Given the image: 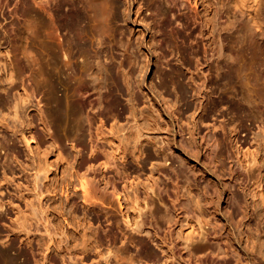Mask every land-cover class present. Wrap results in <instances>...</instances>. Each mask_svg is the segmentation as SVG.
I'll return each instance as SVG.
<instances>
[{"label": "rangeland", "instance_id": "1", "mask_svg": "<svg viewBox=\"0 0 264 264\" xmlns=\"http://www.w3.org/2000/svg\"><path fill=\"white\" fill-rule=\"evenodd\" d=\"M137 1L113 0L138 60L122 82L127 107L90 130L75 118L46 127L18 49L24 22L0 17V264H264V67L242 70L243 85L219 82L213 97L234 110L225 133L213 131L198 105L202 69L178 40L161 44ZM41 21L28 41L37 75ZM159 62L173 73L158 90Z\"/></svg>", "mask_w": 264, "mask_h": 264}, {"label": "bare ground", "instance_id": "2", "mask_svg": "<svg viewBox=\"0 0 264 264\" xmlns=\"http://www.w3.org/2000/svg\"><path fill=\"white\" fill-rule=\"evenodd\" d=\"M186 2L185 12L169 0H138L137 6L138 10L145 8V16L151 19L161 44L165 45L168 39L178 40L176 48L185 60L195 69H202L199 71L209 91L205 101L204 97L198 99V105L211 129L224 134L228 124L224 120L234 109L221 96H213L225 77L243 85L239 75L242 70L264 67V0ZM116 8L113 0H0L3 20H8V24L21 19L24 22L18 49L31 68L32 88L42 87L48 129L55 128L59 118L65 120V127L75 118L86 122L90 130L92 120L98 119L102 126L109 118H119L126 109L122 82L132 79L130 63L138 60L116 27ZM28 13L30 17L26 19ZM40 19L45 44L41 72L37 75V60L28 56V41L35 38ZM173 24H181V29L173 28ZM126 61L130 68L124 71ZM157 64L163 66V62ZM164 65L170 66L167 60ZM163 68L155 73L159 78L154 85L157 89L169 72L173 73L164 72ZM127 91V104L132 107L136 98ZM241 92L248 100V95ZM37 105L40 107L39 101ZM86 191L84 185L86 200L95 197L92 193L86 195Z\"/></svg>", "mask_w": 264, "mask_h": 264}]
</instances>
